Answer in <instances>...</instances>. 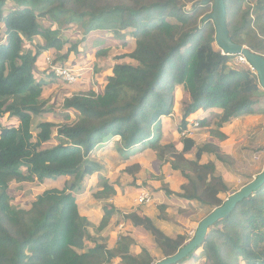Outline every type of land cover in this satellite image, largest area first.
<instances>
[{
  "label": "trees",
  "instance_id": "obj_1",
  "mask_svg": "<svg viewBox=\"0 0 264 264\" xmlns=\"http://www.w3.org/2000/svg\"><path fill=\"white\" fill-rule=\"evenodd\" d=\"M195 1L0 0V120L5 116L16 120L0 127V264L154 263L148 249L137 256L130 253L129 236H122L111 249L104 242L88 243V222L74 192L82 188L84 178L102 169L91 158L98 145L118 137L117 153L128 158L135 153L134 147L142 150L159 143L160 120L173 113L176 88L190 97L180 128L187 126L190 116L205 111L216 119L215 128L210 127L208 116L196 118L198 128H207L217 143L226 139L221 131L225 124L264 109V91L256 74L236 65L234 55L223 54L213 45V23L204 20L212 4L192 8ZM251 2L224 0L228 35L233 42L264 54V0ZM69 30L74 34L66 37L64 32ZM78 32L83 39L89 33L111 32L131 47L114 57L103 92L91 88L64 97L58 114L65 122L43 120L33 132L34 116L48 117L50 110H56L45 109L41 101L44 83L35 77L38 59L49 51L55 62L66 64L71 56L79 55ZM106 53L101 48L95 56ZM120 88H129L132 96L124 97ZM176 150L165 144L158 157L167 159ZM199 152L232 163L215 143H205ZM170 163L186 179L178 197L195 200L210 211L222 204L219 193H226V187L200 186L195 176L185 173V164L172 157ZM205 167L214 172L212 163ZM140 169L139 163H133L123 173L135 182ZM59 176L69 178L62 189H44L29 207L11 204V182H44ZM243 177L245 184L252 179ZM115 186L105 178L92 194L102 204L99 231L117 212L109 203L117 193ZM144 228L153 235L163 257L174 254L190 238L180 235L174 243L156 228L154 234ZM196 250L199 256L194 255ZM189 258H200L197 264H264V184L216 221L201 245L174 264H185Z\"/></svg>",
  "mask_w": 264,
  "mask_h": 264
},
{
  "label": "rangeland",
  "instance_id": "obj_2",
  "mask_svg": "<svg viewBox=\"0 0 264 264\" xmlns=\"http://www.w3.org/2000/svg\"><path fill=\"white\" fill-rule=\"evenodd\" d=\"M247 1L250 5H253L251 0ZM11 6V4L10 6L8 5L6 10H9L8 8ZM73 34L74 33L71 30L64 32L66 37H71ZM79 34L80 36L77 37L80 46L79 56L74 54L70 58L72 60V64L68 65V61L66 64H64L67 67L75 70L77 75H79V80L77 79V82L72 84H64L59 81H50V84H47L49 85L48 88L45 86L47 90L45 89L43 95L41 96V101L44 103L45 109L48 108L50 110L51 107H54L56 110H50L48 117L34 116L32 124L33 132L37 131V124L43 120H54L55 122L59 123L65 122L61 120V114H58V112H60L58 107L60 106L62 98L61 96L66 94V91L79 93L80 91L84 90V88L88 89L91 87L96 93L103 92L104 86L99 81L104 77L105 72L109 71L110 69L107 63L113 62L116 55L129 50V46L125 43V41L115 39L111 32H99V35L96 33H89L85 39L82 38L81 33ZM126 39L130 41L131 37L127 36ZM100 42L101 45L104 43L102 49L106 50L107 53L105 56L97 57L95 56L94 52L98 46H100ZM213 45L216 49L218 48L215 43ZM104 46L106 47L104 48ZM55 53L59 55L58 52ZM106 58L107 61H105ZM122 60L123 59L120 61ZM233 62H235L234 58ZM37 65H45L42 54L38 59ZM45 70L46 69H44V71ZM87 72L88 76H84ZM120 92L121 94L126 93L125 91H122L121 88ZM187 100L188 97L185 94L183 95L182 91H177L176 88L174 112L165 118H162L161 135L158 141L159 143H157V145L153 147L152 150H147V153L145 152V156L143 154H136L137 159H141L146 164V166L142 167L144 171L138 174V181L136 184L132 183L131 179L128 176H125L122 171V169L126 166L125 164L127 162H131L128 158H124L116 152L113 153L116 158H103L102 155L98 154H96V158H98L103 164L105 163V165L107 164L109 166V172L104 171V173H108L107 178H110L109 180L114 181L119 185L122 195H125V199L129 202V208L137 207L134 201L136 200L140 191L145 189L150 193L152 199L149 203L141 206H154L156 211L162 214V216H167V213H169L174 217H178L180 220L182 219V222L186 224L184 227L185 231L191 230L194 234L197 226L193 221L208 213L210 209L197 205L196 207L194 205L187 206L177 196H170L168 193H166V191L163 189L164 185L168 186L166 179L172 180L176 178L174 175L176 171H174L173 167L171 166L170 156L167 159H160L158 157V152L161 146L165 144H172L177 150H191L190 153L186 154L193 155L194 159L199 158L198 148L201 144L208 140V130L207 128H198L194 130V134L190 135V137L188 136L187 138H184L181 136L182 130L180 129L179 123L182 118V104ZM176 113H178V115ZM241 117L242 118L236 120L235 123L227 129L229 143L225 146V152L233 158L232 163H217L216 166L218 173L222 175L224 180L230 182L233 181L236 185L232 191L239 189L245 184L243 181L245 179L243 177L244 175H250L253 178L261 171L264 165V109L258 115L248 118L245 117V115L244 117ZM12 119L13 118L5 116L0 120V127L13 125L14 123ZM71 120L72 119L69 121ZM212 120L215 126L216 119L212 118ZM91 158L93 159V154L91 155ZM186 169H190L188 168V165H186ZM103 178H105L103 177V174H100V176L97 175L96 177H93L92 175L90 177L84 178L82 188L74 192L77 196V202L81 210V214L85 216L88 222L86 227V234L89 238V241H87L88 243H91L90 241L93 240V207L97 205V201L92 198V194L96 192V188L101 185ZM67 180H69L68 177L59 176L52 179H46L44 182H11L8 188L11 204L14 207H29L31 200L34 199L44 189H62L64 182ZM173 182L176 183L177 181L174 179ZM231 193L232 192H230V194ZM182 206L185 207L183 208ZM166 209L168 210L166 211ZM124 227L127 229L128 225H125ZM97 231L99 230L97 229ZM101 232L102 231L98 233V237L94 238L108 244L111 239L109 240L107 231L103 235L100 234ZM195 252L196 253H194V255H200L198 250ZM199 259L200 258H189L185 261V264H197V260ZM118 263V260H113L111 262V264Z\"/></svg>",
  "mask_w": 264,
  "mask_h": 264
},
{
  "label": "crops",
  "instance_id": "obj_3",
  "mask_svg": "<svg viewBox=\"0 0 264 264\" xmlns=\"http://www.w3.org/2000/svg\"><path fill=\"white\" fill-rule=\"evenodd\" d=\"M100 33H106V32H100ZM97 35H99V34H97ZM102 42H104V41H102ZM103 44L101 45V42H100V46H98V48L95 51L103 48L102 47ZM105 47L106 46H104V48ZM130 47H131V45L129 46V49H130ZM126 52H129V50ZM77 56H79V55H77ZM114 60H113V62L107 63V65L110 69H109V71L105 72L104 77L101 78V80L99 81L101 84H103V86L105 84V80H106L107 75L111 74V67L114 64ZM126 60L127 59H125V61ZM71 61L72 60L69 59L68 65L72 64ZM105 61H107V58L105 59ZM122 61H124V59ZM122 61H120V62H122ZM41 67H43V68H41ZM36 68H37V70H36ZM45 68H46L45 65L44 66L43 65H36V67H35L36 80L44 83L43 84V93H44L45 89L47 90V88L49 86L47 84H50V81H55V79L50 74H48L46 71H44ZM86 75L88 76V72L84 76H86ZM96 78H97V76H96ZM97 80H98V78H97ZM89 89H91V87L88 89L84 88V90H82L80 92H83V91L89 90ZM127 89L128 90L125 91L126 93L122 94V95L124 97L129 98L132 96L133 91L130 90L129 88H127ZM43 93H42V95H43ZM72 94H76V93L66 91V94L61 96L62 97L61 102L63 101L64 97L72 95ZM184 94L188 97V100L182 104L183 108H184L185 104L190 101V97H189L188 93L184 91L183 95ZM183 108H182V112H183ZM173 112H174V106H173ZM69 114H70V117H74V112H70ZM176 114L178 115V113H176ZM204 116H208V120L210 122V127L215 128V126L213 124V120H212V118L214 119V117L212 115H208L207 112H205V111H198L197 113L190 116V118L196 119V118H202ZM252 116H254V115H245V117H247V118L252 117ZM60 117H61L62 121H65L61 115H60ZM165 117L166 116H164L162 118H165ZM162 118L160 120L161 123H162ZM240 118H242V117H238V118L231 120L229 123L225 124L221 128V131L226 135L225 140L217 143L216 139L214 137L210 136V134L208 132V135H207L208 140L205 141L203 144H201L199 146V148L202 147L205 143H215L219 146V148L223 154L228 155L225 152V146L229 143L227 129L230 126H232L236 120H238ZM12 120H13V123L15 124L16 120L15 119H12ZM114 138H112L111 140H108L107 142H105L103 144L98 145L95 148V150L93 151V160H95L96 162H98L102 166V169L95 172L93 174V177H96L97 175L100 176V174H103V177L107 178L108 173L106 174V173H104V171L109 172V166L107 164L105 165V163L103 164L102 162H100L99 159L96 158V154L102 155L103 158H109V157L116 158L113 153H115V152L117 153L116 143H118L119 140H118V137H114ZM199 148H198V155H199L198 159H194L193 155L186 154V153H190L191 150L182 151L181 149H178V150L174 151L170 156L172 157V159H175L176 162L188 165V168H190V169H186V167H185V173L190 174L192 176H195L199 180L200 186H205L207 183H210V184L217 186L218 188L226 187L227 188L226 193H219V197H221L222 199L223 198L225 199L226 196L229 195L230 192H232L233 188L236 187V185L234 184L233 181L230 182V181L224 180L222 178V175H220L218 173V170L216 167L217 163H224V162L218 160L217 157L213 153H200ZM131 150H133L135 153L133 155H131L130 157H128V159L131 162H129V163L127 162L125 165L127 166V164L129 165V164H133V163H139L140 164L141 169L136 174V178H137L136 181L133 182L132 177L128 176L131 179V182L136 184V182L138 181V174L140 172H143L144 170L142 167L146 166L144 161H142L141 159H137L136 154L137 155L143 154L145 156V152L147 150H152V148H144L142 150H139L138 147H134ZM228 156L231 157L230 155H228ZM231 159H233V158L231 157ZM210 163H212L214 166V169H213L214 172L209 171L208 170L209 168L205 167L207 164H210ZM123 169H122V171H123ZM174 171H176L174 174L176 178H174V179L177 182L174 183L173 182L174 179H172V180L166 179L168 186H165V185L163 186L164 191H166V193H168L170 196H177L176 193H181L182 192L181 186L186 183V179L181 175L180 171L176 170V169H174ZM125 176H127V175H125ZM213 176H215L216 178H213ZM105 178H103V180ZM98 179H100V178H98ZM142 179H144V178H142ZM100 187H101V185H99V187L96 188V191ZM115 188H116L117 193L111 199H109V203L113 204V206L115 207L117 212L111 217L108 225L103 229L105 232L103 230H101L102 232L100 233L103 235L107 231V235L109 237V240L111 239L108 242V244H106L108 248L111 249V248L115 247L122 236H129L131 238V242H130V245H131L130 253L131 254L137 256L141 253L142 249H148L150 251L151 256L153 258H155L154 262H156V261H158L164 257L162 255L160 249H158L157 246L155 245L153 235L151 233H148L147 230L144 228V226L146 228L148 227V230L151 231L153 234H154L153 230H154V228H156L163 235H165L166 237L171 239L174 243H176L178 241V239H179L178 236H180V235H185V236L189 237L188 232H190L191 230L185 231L184 227L186 224H184L182 222V219L180 220L178 217H174V216L170 215L169 213H167V216H164V215L162 216V214H160L158 211H156L154 206H150V205L148 207L136 205L137 207L129 208V202L125 199V195H122V193L119 189V185L116 184ZM235 190H237V189H235ZM170 192H171V194H170ZM178 198L182 202H184L187 206L194 205L196 207V205H197V206H201L204 208H208L206 206H202L201 204H199L195 200H186V199H183L180 197H178ZM182 207L184 208L185 206H182ZM167 210L168 209H166V211ZM190 212H191V210H190ZM205 215H207V213L202 215L197 220L193 221L196 224V226L198 225L200 220ZM102 216H103L102 204L97 202V205L95 207H93V241L94 240L99 241L94 237H98V233L100 232V231H97V227L100 223ZM143 218H147L150 221L149 222L145 221ZM126 220H127V224H126ZM125 225H128L127 229L124 227ZM186 233H187V235H186ZM113 239H114V241H113ZM99 242H101V241H99ZM185 242L186 241H184L183 244ZM181 246H179L178 248H180ZM177 249H176V251H177Z\"/></svg>",
  "mask_w": 264,
  "mask_h": 264
},
{
  "label": "water",
  "instance_id": "obj_4",
  "mask_svg": "<svg viewBox=\"0 0 264 264\" xmlns=\"http://www.w3.org/2000/svg\"><path fill=\"white\" fill-rule=\"evenodd\" d=\"M211 3V11L204 16V20H210L215 29V44L223 54H242L255 69L258 83L264 91V57L251 51L248 47L237 44L228 35L226 25V10L224 0H196L191 5L194 8L198 4ZM264 184V165L249 182L241 186L237 191L228 195L220 206L213 208L198 223L193 236L188 239L174 254L164 257L152 264H174L188 256L203 242L209 228L218 220L227 217L236 204L242 199L250 196Z\"/></svg>",
  "mask_w": 264,
  "mask_h": 264
},
{
  "label": "built area",
  "instance_id": "obj_5",
  "mask_svg": "<svg viewBox=\"0 0 264 264\" xmlns=\"http://www.w3.org/2000/svg\"><path fill=\"white\" fill-rule=\"evenodd\" d=\"M261 55L264 57V54ZM42 56L44 58L45 67L48 69L54 79L65 84H72L77 82L79 75H77L75 70L67 67L66 65L55 62L54 55L49 51H44L42 53ZM234 56V63L236 65H239L241 67H247L252 73L256 74L255 69L247 61L244 55L239 53L235 54ZM195 129H198V121L197 119L190 118L187 120V126L184 129H181V136H183L184 138H187L188 136L190 137V135L194 134ZM151 199L152 198L150 193L147 190L143 189L137 196L135 203L137 206H141L149 203ZM188 235L191 238L193 236V232L190 231Z\"/></svg>",
  "mask_w": 264,
  "mask_h": 264
}]
</instances>
